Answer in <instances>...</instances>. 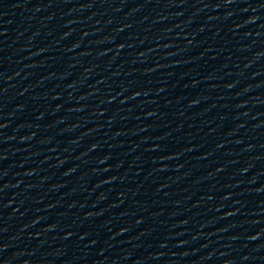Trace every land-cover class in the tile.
I'll use <instances>...</instances> for the list:
<instances>
[{
    "label": "water",
    "instance_id": "water-1",
    "mask_svg": "<svg viewBox=\"0 0 264 264\" xmlns=\"http://www.w3.org/2000/svg\"><path fill=\"white\" fill-rule=\"evenodd\" d=\"M0 264H264V0H0Z\"/></svg>",
    "mask_w": 264,
    "mask_h": 264
},
{
    "label": "snow or ice",
    "instance_id": "snow-or-ice-1",
    "mask_svg": "<svg viewBox=\"0 0 264 264\" xmlns=\"http://www.w3.org/2000/svg\"><path fill=\"white\" fill-rule=\"evenodd\" d=\"M0 30H2V29H0ZM0 127H2V125H0Z\"/></svg>",
    "mask_w": 264,
    "mask_h": 264
}]
</instances>
